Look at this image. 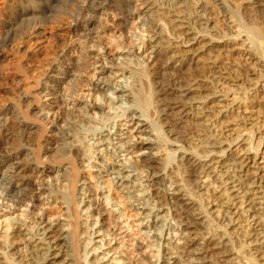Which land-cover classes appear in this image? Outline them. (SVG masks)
Listing matches in <instances>:
<instances>
[{
	"label": "bare ground",
	"instance_id": "obj_1",
	"mask_svg": "<svg viewBox=\"0 0 264 264\" xmlns=\"http://www.w3.org/2000/svg\"><path fill=\"white\" fill-rule=\"evenodd\" d=\"M260 1L248 4L258 10ZM68 3L0 0V96L13 95L8 112L17 110L40 128L30 148L0 147V200L6 201L0 211L24 205L31 215L28 221L27 214L5 219L0 264H15L13 257L24 264H138L128 260L118 242L127 230L120 225L124 212L107 201L106 187L139 215L137 255L144 248L155 252L154 260L143 255L139 264H228L233 256L239 260L230 264H264V119L257 121L252 109L242 107L253 92L264 107V87L248 92L252 89L241 87L231 69L221 65L224 53L234 49L232 37L217 36L207 11L218 6L238 19L235 7L228 0H82L74 10ZM135 22L152 31L142 57L125 46L111 55L107 42H97L112 29L120 38ZM96 23L99 30L93 33L89 27ZM79 31L83 39L71 43ZM257 43L259 57L247 50L244 55L264 69V43ZM77 48L82 55L73 62ZM9 50L20 57L14 64ZM21 58L37 62L38 70L30 73ZM84 59L93 61V72L87 88L78 89ZM24 78H30V86H24ZM224 83L228 89L220 87ZM232 91L236 96L228 99ZM42 95L54 103H44L46 108L36 111L42 117L31 118V107L42 105ZM227 100L231 103L223 105ZM228 107L234 116L225 114ZM71 109L79 122L65 119L63 110ZM233 118L250 127L227 138L216 127H228ZM48 131L57 133L52 158L51 146L42 144ZM178 134L185 136L184 144ZM50 163L57 178L36 187L38 178L52 172L46 168ZM52 202L64 216L43 211ZM37 204L42 205L38 211Z\"/></svg>",
	"mask_w": 264,
	"mask_h": 264
},
{
	"label": "rangeland",
	"instance_id": "obj_2",
	"mask_svg": "<svg viewBox=\"0 0 264 264\" xmlns=\"http://www.w3.org/2000/svg\"><path fill=\"white\" fill-rule=\"evenodd\" d=\"M81 1L82 0H69L68 6L70 4L69 7L70 8L74 7L73 9L75 10V9H77V7H76V6H78L77 4L80 5ZM249 1H251V0H228L229 4L232 6V8L235 7V11H237L236 14L238 16V19H236L237 17H235V15L232 13L231 10H230V12L229 11L226 12L225 15H224L223 12H221L222 9L219 8L218 6L209 7L208 8L209 10L207 9V11L208 12L211 11V12H209L210 16L213 15L211 17L213 18L212 21H213L214 26H215L214 27V30H215L214 32L217 33V36L218 37H222V36H229L230 35V37H232V40H231L232 42L230 41V43H229L230 46L229 47L230 48H234V49H231V51H227V52L224 53V56L221 58V61H223L221 65L223 67L227 68V69H231L232 75H234V76L236 75L235 77L242 82L241 87H249V88H251L252 90H250V89L248 90V92L251 93V91H253V89H255L256 87L259 88V89L261 87H264V69H261L259 67L260 65H259V63L256 60L250 59L248 55H244V53H245L244 50H247V52L249 54L253 53L254 56L259 57L258 56L259 49H257L256 46L258 45L257 40L262 42V43H264L263 42V40H264V10H263L264 9V0L260 1V3H261L260 8L261 9L259 8L258 10L255 7H252V5L248 4ZM138 7L142 8V5H140ZM140 10L142 11V9H140ZM139 13L141 14V12H139ZM72 14H73V16L77 15V14H75V12L72 13ZM79 14H81V13H79ZM77 18H81L82 22L85 19V17H82V14L81 15H77ZM108 20L110 22L114 21V20H112V18L110 16H108ZM72 21L74 23V20H72ZM130 26L131 27H129L128 30L123 29L122 34L123 33L124 34H123V36H120V38L119 37H115L117 35L116 30L112 29L113 31L112 30L108 31L109 35L101 38L99 41L97 40V42L101 41V43L103 42V44H105L107 42V46H108L107 50L109 51V53H111V55L112 54L113 55H118L119 52H117V51L123 49L124 46H125V48L132 49L133 53H136V55L142 57L143 55L148 53V44H149L150 41H149V39L147 37H150V35L152 34V31H151V29H149L147 27H140L139 24H137L136 22L134 24L132 23ZM252 26H255L256 29H254L255 27L253 28ZM98 27H99V24L96 23L94 25H91V27H89V29L92 30L93 33H94L97 29L99 30ZM166 27L167 26L165 25L164 29ZM255 30H257V31H255ZM240 31H242V32H240ZM79 32H77L76 34H74L72 36V38H71L72 40L70 39L71 43L72 42H74V43L77 42L76 45H79V43H80L79 41H81V39H83V37H84L83 35L81 37L80 35L82 34V32L81 31H79ZM114 33H115V35H114ZM257 33H261L263 35L262 38H260L261 34H260V37H258L259 34L257 35ZM238 34L240 35V37H239ZM79 36H80V39H79ZM234 36H235V39H234ZM136 38H138V39H136ZM252 38L256 39V41L253 40ZM78 39H79V41H78ZM142 39H143V41L141 43H139V41L142 40ZM75 40H76V42H75ZM250 40H251V43H249ZM257 47H259V46H257ZM79 50H80V48H77V50L74 53L75 55L73 54V56L71 57L73 62H76L78 57L80 58V56H77V55H80V54L82 55V52L79 51ZM8 52L7 53L9 55V59H11L10 60L11 64L13 62L14 63L17 62L16 60H18L20 58L19 55L14 54V52L12 50H9ZM11 53L15 57L11 56ZM16 56H18V57H16ZM75 56H77V57H75ZM84 60H86V61H85V63H83V65H82L83 67H80L79 71H78L79 75H80L79 76L80 79L75 84V87L78 88V89H86L87 88L86 86L88 84V79L90 78V76H91V74L93 72V70H92V68L94 66L93 61L91 59H84ZM20 62L21 63L24 62L23 64H25V63L28 62V59L21 58ZM28 63H29L28 66L30 68V73L31 72L33 73L34 71L36 72L38 70L37 69V65H38L37 62H28ZM32 65H34V66H32ZM12 67H14V65ZM143 68L148 71V68L146 66H143ZM32 69H35V70L32 71ZM10 70H11L12 73L16 72L15 73V75L17 74L16 76L23 77L22 76L23 75L22 72L17 71L15 69L14 70L13 69H9V71ZM150 77H151L150 80L152 81L153 80V76H150ZM86 79H87V81H86ZM23 80L26 82L25 83L23 81L25 87L28 86V85L29 86L31 85L30 78H24ZM26 80H29V81L27 82ZM230 83L231 82H229L228 84H230ZM255 83H257V86L254 85ZM152 84L157 87V83L153 82ZM224 84H221L220 87L223 86L225 89H228L229 86L227 84H225V85ZM155 86H153V88ZM31 90H35V89L31 88ZM235 96H236V94L233 93V91H232V94L229 96L228 99H231L232 97H235ZM256 97H257V100H259L260 99L259 97H261V95H259V97H258V94H255V92H253L252 96L249 98L250 102H248V100L245 101V106L243 105L242 107L243 108L245 107V109H247V110L248 109H252L254 118H256V120L257 119L261 120V119H264V110H263L264 107L262 106L263 105L262 103L259 106L260 103L257 102ZM157 98H158V95H156L155 99H157ZM41 100L43 102L42 105L38 104L37 105L38 107L35 110H34V107H31V111H30L31 118H32V115H33V117H35V116L42 117L36 111L38 109H40V108H43V109L46 108L45 107L46 104H44V103H54V100L50 96L42 95V99ZM227 103H231V101L227 100L226 102L223 103V105L227 104ZM13 104H14L13 95L9 94V95L0 96V147H2V149H4V150H8L11 146L15 147L19 143L18 146H21L22 148H26V149L30 148L29 146H31L32 140H34L35 136L37 135V133H35V132H38V130H40V128L38 126V121L33 120V119H31V120H23L24 118H22L20 116V114L17 112L16 109H15L16 111L9 113L6 108L10 107ZM156 105L158 106V103H155V101H154V107L157 108ZM32 108H33V110H32ZM227 109H229V110H226L225 114L227 116H230V117H232V115L234 116L235 112H233V108L228 107ZM71 110H69V111L68 110H66V111L63 110V113H65V115H66L65 119L68 120L70 118H74V120L79 122L80 121V117H78L75 114H73V113H76L74 109L72 111ZM222 110H225V108H222ZM152 113H149V114L151 116H153L154 113L153 114ZM255 113H257V114H255ZM236 119L237 118L231 119V124L228 127H224V128L216 127L217 131L219 133L224 131L223 135H227V138H229L233 134H236L237 131L240 132V130L243 129L244 127L245 128L250 127V125L244 126L243 124H241L238 121H236ZM105 121L107 122L108 120L106 119ZM125 121L126 120H121V121H118V122L123 124ZM93 124H90V128L92 127ZM96 124H97V127H98V125L101 126V123L100 124L96 123ZM96 124H94V125H96ZM3 125L8 127V131L3 129ZM258 125H260V124H258ZM50 127H51V125H48V129ZM123 127L124 128L127 127L128 131H130V133L134 132V129L132 127H130V126L128 128V126L124 125ZM263 127H264V125L262 126V128ZM257 131H258V129H257ZM260 131H261V129L259 128V132ZM47 134L48 135H52V136H48ZM47 134L44 135L45 139H43L44 141H43L42 144H43V147H47V148H49L51 146L52 150L50 151V155L49 156H51V158H52L53 156L56 155L55 154L56 150L54 149V147L56 146L57 133L48 131ZM178 135H179L178 139L179 140H180V138L182 139L179 143L184 144L185 142H184L183 139H185L184 138L185 136H183L182 134H178ZM252 142H253V140H252ZM74 154L76 155L75 158L79 161L78 157H79V154H80V149H77ZM84 164L86 165L87 163L85 161L80 162V165L82 167L85 166ZM48 167H50L52 169V172L50 173L49 176H47V175L45 176L44 175L43 177H41V180H40V178H38V180H36V182H35L36 187L41 188L42 184L49 183L51 180L53 181V180H55V178H57V176H58V174L56 172L57 169L54 166V164L50 163V164H48L46 166V168H48ZM84 170H85V173H89V170H88L87 167H85ZM105 185L108 186L107 183H105ZM106 188H107V191L109 192V194H108V192H107V194L106 193L104 194V195H107V198L109 199V200L107 199V201H110V199H111L112 200L111 203H117V205H119V206H114V207L115 208L117 207L119 212L120 211L124 212V213L122 212L123 213V215H122L123 217L120 218V220L124 221V222H121L120 225L123 227V230H125V229H127V230L120 237H118V242L122 241L123 251L124 250L126 251L124 254L127 256L128 260L134 261V263H135V261H137L138 264H139V261L141 263V259L143 258V255H148V257L151 260H154L155 257H152V254L155 253V252L153 250H150V252H149L148 248H144L142 250L145 251V253H143V255H140V254L137 255L138 254L137 253L138 250H136L135 247H134V243H136L137 240L140 241L141 238H142V236H139L137 234L138 229H139V226L137 225L138 224L137 219H138L139 215L134 213L124 203L120 202L121 201L120 197L118 195H116L114 192H112V188L111 187H106ZM93 192H94V190H93ZM102 196L103 195H98V197H101V198H102ZM103 201H104V199H103ZM0 204L4 205V204H6V201L2 202L0 200ZM37 205L38 206H36V211L40 210V208H41L40 206H42L40 204H37ZM42 208H43L44 212H46L47 214H51L52 216H59V217L64 216V214L62 213L63 212L62 209L58 206V204H55V202H52L49 206H48V204L44 205ZM26 212H27V209H26V207L24 205H18L13 210L12 209L11 210L5 209L3 211L1 210L0 211V228L2 227L3 229L4 228L6 229V227H8V224H7L6 220H5L8 216H19L21 218H24V216H25L24 214H27L26 221H28V219H29V217L31 215L30 214L28 215V213H26ZM127 227H129V228H127ZM126 233H127V235H126ZM0 240H4V238H2L0 236ZM14 242L16 243L15 244V246H16L15 250H17L18 248L20 249V247H21L20 245L21 244L20 245L18 244V243H20V241L16 239ZM112 245H113V247H115L114 241L112 242ZM120 245H121V243H120ZM119 248H117V249H119ZM121 250H120V252H121ZM112 252L113 251L110 250L109 255H108L107 258H111L110 254ZM241 253H242L241 254L242 257H247V255L245 254V251H242ZM113 257L114 256H112V258ZM229 257H232V256H229ZM232 258L229 260L228 264H230L232 262L233 263L235 262V261H232V260H234L236 257L234 258V256H233ZM21 260H22V262L19 261L18 259H16L15 257H13V262L15 264H24L23 263V259H21ZM235 260L238 261L239 258H236ZM146 262H145V264H147ZM148 263L151 264L150 261Z\"/></svg>",
	"mask_w": 264,
	"mask_h": 264
}]
</instances>
